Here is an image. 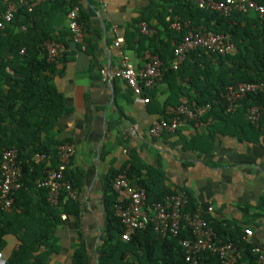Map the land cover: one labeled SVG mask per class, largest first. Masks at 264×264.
<instances>
[{"label":"trees","instance_id":"obj_1","mask_svg":"<svg viewBox=\"0 0 264 264\" xmlns=\"http://www.w3.org/2000/svg\"><path fill=\"white\" fill-rule=\"evenodd\" d=\"M21 1L11 0V3L17 5ZM0 7L4 9L5 5ZM75 7L79 8L78 22L85 31L83 45L96 67V40L91 24L97 13L95 7L86 9L74 0L47 2L32 13L26 7H20L14 22L0 34V184L5 152L17 150L23 168V187L16 192L11 209L5 210L0 206V253L5 255L7 264H46L50 256L58 251L57 239L53 234L62 224L63 215L80 214L78 201H62L58 206H52L47 201V190L39 187V182L46 177L48 162L57 167L58 148L70 142L57 138V124L69 109L53 83L57 66L47 61L43 44L56 40L65 45V38L71 39L72 33L68 28V32L57 36L52 22L44 17V11L61 10L67 18ZM248 16L234 12L225 17L215 11L199 9L187 0H154L153 6L125 35L126 44L122 52L137 42V52L142 58L145 59L146 54L150 53L162 61L161 83L168 87L170 93L167 106L174 105L177 109L183 103L211 105L200 120L207 128V135L202 139L205 147L198 146L203 153H209V147L225 129L235 131L246 142L258 144L264 138V130L258 129L247 119V110L252 106L264 111V93L249 94L235 113L227 110L226 95L230 87L242 83H264V18ZM154 20L157 26L152 24ZM144 21L155 31L154 35L141 34L139 25ZM176 22L184 25L181 31L172 28ZM204 29L228 36L238 52L222 56L202 50L194 51L188 54L178 70H174L172 64L176 46L190 31ZM156 90H146V96L150 98L151 94L156 95ZM36 154L44 155L45 160L36 162ZM121 173L146 190L148 206L164 202L176 190L166 184L161 170L146 166L134 153L129 152L127 161L120 169L110 170L106 204L112 245L99 249L100 264H114L118 249L122 263L121 260L125 258L123 249L128 247H135L142 253L145 260L141 262L144 264H189L182 246L184 240L192 239L189 219L199 208L208 209L209 206L197 203L188 190L180 189L187 193L189 203L184 209L178 236L162 238L150 225L138 230L130 241H124L125 227L115 214L120 196L113 189L114 180ZM65 174L76 187L70 171L67 170ZM257 209L264 212L263 201ZM206 218L216 232L217 244L233 243L238 248L240 256L237 264L258 263L259 255L254 253L257 246L246 237L245 228L233 229L230 223L212 220L210 214ZM10 239H14L16 244L6 253ZM155 254H158L157 259L154 258ZM197 260L198 264H222L219 256L210 252L201 253ZM72 264H89L84 245L76 249Z\"/></svg>","mask_w":264,"mask_h":264},{"label":"crops","instance_id":"obj_2","mask_svg":"<svg viewBox=\"0 0 264 264\" xmlns=\"http://www.w3.org/2000/svg\"><path fill=\"white\" fill-rule=\"evenodd\" d=\"M74 1L86 9H97L91 20L97 65L93 66V58L85 47L65 38L66 52L53 83L63 95L69 112L59 120L56 130L59 141H70L64 144L75 147L67 170L77 184L80 214L65 215L62 219L53 234L58 251L46 264H72L81 245L86 248L89 264H100L99 249L112 245L108 234L107 179L110 170L123 166L129 152L136 154L146 166L161 170L171 189H186L197 203L212 207V220L230 223L233 229H249L252 235L246 237L264 252V212L257 209L264 202V138L258 144L246 142L235 131L225 129L209 147V153H203L198 148L205 147L202 139L207 128L203 123L152 137L149 132L155 121L175 111L174 105L167 106L168 87L161 83L156 95L151 94V103L145 104L122 81H104L100 71L103 67L118 69L121 64L122 51L114 47V27L124 37L122 48L125 49L126 33L148 12L154 0ZM44 12L57 36L68 32L69 23L63 11L45 9ZM152 24L158 25L156 20ZM137 48L135 42L124 54L136 69H142L145 59ZM15 244L10 239L6 253ZM123 250L122 263L118 249L114 264H144L141 260L145 259L137 248Z\"/></svg>","mask_w":264,"mask_h":264},{"label":"built area","instance_id":"obj_3","mask_svg":"<svg viewBox=\"0 0 264 264\" xmlns=\"http://www.w3.org/2000/svg\"><path fill=\"white\" fill-rule=\"evenodd\" d=\"M56 0H23L15 5L11 0H0V34L7 26L15 20L20 7H26L28 12H34L40 5ZM202 10L215 11L225 17L234 12L244 14H255L264 18V0H187ZM79 8L72 9L68 16L69 28L72 33V40L81 44L85 38L83 26L78 22ZM184 25L176 22L172 28L181 31ZM141 34L152 36L155 31L147 22L139 25ZM25 29V28H24ZM116 39L114 47L122 49L124 37L119 34L118 28L114 27ZM206 51L222 56L235 55L238 52L237 46L225 35L215 34L209 30L190 31L175 48V59L173 69L178 70L184 63L188 54L194 51ZM43 51L49 63L60 66L61 59L66 52V46L56 40H48L43 44ZM24 52V50H23ZM121 64L118 69L103 67L100 71L104 81H122L134 96L141 99L143 103H150L146 96V90L157 88L163 79V63L157 56L146 54L145 65L142 69H136L128 56L121 52ZM264 93V83H242L228 89L226 100L227 110L235 113L241 102L249 95ZM211 109V105L192 106L187 103L181 104L175 109L169 118H161L155 121L150 129V135L159 138L164 134H173L184 126L198 127L201 118ZM247 119L258 129L264 130V111L258 106H252L247 110ZM135 135V131L132 132ZM126 153V151H125ZM75 154V147L72 144H64L58 148V165H49L46 177L39 182V187L47 190V201L52 206H58L62 201H77L79 198L78 189L66 178L68 164ZM36 162L45 160V156L36 154ZM2 182L0 184V206L2 209H11L15 194L23 187V168L18 160V151L10 150L5 152L1 165ZM115 193L120 196L116 205V217L125 227L122 236L124 241H130L131 236L138 230H144L153 226L155 232L162 238L176 237L179 235L183 212L189 203L186 192L176 189L175 193L168 196L162 203L147 204V192L144 188L133 183L125 173L119 174L113 183ZM213 208H199L189 219V228L192 239H186L182 246L186 250V261L189 264H198L197 257L201 253L210 252L219 256L222 264H237L240 253L233 243L219 245L216 243V232L211 222L206 218L211 215ZM65 219L66 216L63 215ZM246 235L251 236L250 230ZM254 253L259 255L257 264H264V253L255 248ZM0 264H7L6 257L0 253Z\"/></svg>","mask_w":264,"mask_h":264}]
</instances>
